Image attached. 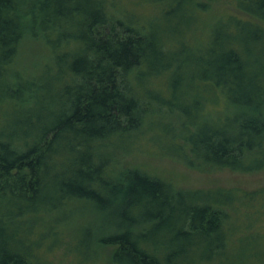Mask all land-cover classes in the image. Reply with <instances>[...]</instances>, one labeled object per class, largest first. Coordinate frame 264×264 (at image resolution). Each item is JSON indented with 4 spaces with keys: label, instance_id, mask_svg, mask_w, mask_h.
I'll return each mask as SVG.
<instances>
[{
    "label": "trees",
    "instance_id": "16d2710c",
    "mask_svg": "<svg viewBox=\"0 0 264 264\" xmlns=\"http://www.w3.org/2000/svg\"><path fill=\"white\" fill-rule=\"evenodd\" d=\"M155 1L142 21L110 0H0V264H38V217L78 203L112 264H264L248 214L264 190H181L121 164L147 128L187 168L264 170V0H230L195 48L182 36L202 3ZM27 35L51 52L31 79L12 70Z\"/></svg>",
    "mask_w": 264,
    "mask_h": 264
},
{
    "label": "rangeland",
    "instance_id": "374dc122",
    "mask_svg": "<svg viewBox=\"0 0 264 264\" xmlns=\"http://www.w3.org/2000/svg\"><path fill=\"white\" fill-rule=\"evenodd\" d=\"M110 1L114 12H129L142 21L157 17L162 8H166L165 4L155 0ZM199 2L202 3V7L196 6L192 24L188 30L183 31L182 36L184 42L191 48L204 44L217 21L236 14L234 4L230 0ZM180 9L176 11L177 16L183 13L184 7ZM191 52H194V49ZM188 57L193 58L191 54ZM50 62L51 52L42 37L27 35L19 46L12 70L22 78H37ZM165 82V78L161 77L154 81V86L161 88ZM146 129L143 128L133 135L132 152L121 159L123 166L142 170L181 190L220 188L254 194L264 190V170L244 174L225 169L207 172L187 168L177 160L162 155L160 149L149 138L150 135L146 134L148 133ZM248 214L253 216L251 220L253 227L264 234V199L259 198L255 205L249 206ZM38 223L41 224L36 225L33 231L35 235L33 239L41 243L39 248H34L38 264H112L110 256L114 247L98 244L99 238L107 235L109 230L99 229L102 225L101 219H96L93 209L87 204H72L66 210L41 215L38 217ZM43 233H47L44 240ZM236 254L237 245L230 251V257L235 263Z\"/></svg>",
    "mask_w": 264,
    "mask_h": 264
}]
</instances>
